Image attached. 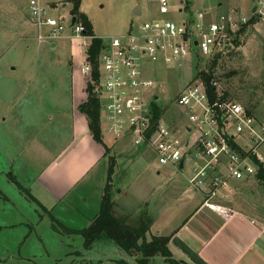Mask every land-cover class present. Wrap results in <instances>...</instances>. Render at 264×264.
Instances as JSON below:
<instances>
[{
	"label": "rangeland",
	"instance_id": "obj_1",
	"mask_svg": "<svg viewBox=\"0 0 264 264\" xmlns=\"http://www.w3.org/2000/svg\"><path fill=\"white\" fill-rule=\"evenodd\" d=\"M157 1L82 0L81 9L92 22L96 36L106 41L109 37L123 34L132 25L143 24L149 16L163 17L183 24L185 21L194 19L198 11L205 13V21H213L218 15H226L232 9H238L251 19L256 2V0H189L188 2L169 0L168 12L162 15ZM136 6L142 8V15L134 14ZM72 8L73 5H68L59 8L57 12L50 7V11L59 17L66 15L65 21H68ZM243 28L245 30L241 33L238 43L227 47L219 56L215 68L212 69L216 82L214 83L220 93L244 104L250 111L263 117L264 22L255 20L254 23H249ZM36 33L37 29L29 22L28 0H0V86L1 77L6 74H31L40 77L65 76L71 72L73 74L74 68L79 69L82 57L80 39L71 37L57 39L55 40L57 48L52 49L48 44H39L35 36H30ZM86 41L90 43L91 39L87 38ZM214 57L213 54L199 53L186 61L181 60L173 65L146 64L145 75L156 85L153 91L154 95L159 97L156 105L160 110V118L176 131V137L180 143L193 135L186 130L189 114L175 103V98L189 83L197 79L205 82L196 76L199 72L210 73ZM72 63L74 68L71 66ZM13 66H18V71H13ZM35 83L45 89H49L45 86L55 85L53 80L41 81V78ZM102 126V134L107 143H114L118 140L127 146L126 150L108 151L107 171L105 173L104 170H97V179L91 188L92 191L95 190L94 192L98 193L102 182L105 189L107 186L110 187L111 197L115 203L114 214L119 219L124 220L128 225L137 227L143 218L148 217L152 220L155 217L166 227L182 222L194 211L200 196L193 195L192 192L184 193V190L189 187V179L195 172L197 164L194 159L187 158L183 169L161 165L158 173V170L153 167L155 163H158V156L155 153L151 150L143 153V146L136 145L133 136L129 134L121 137L113 135L108 131L105 120ZM67 130L54 129L50 138L45 137L47 139L44 141L49 143L58 139L60 142L68 140L70 138L67 136ZM34 132L39 134L37 130ZM6 133L7 130L0 127V134ZM16 136L21 141V135ZM3 138L6 139L5 136ZM262 156L264 158V149ZM6 166V163L0 164V188L8 198L3 197L4 200H0L2 201L0 218L3 217V221L8 222L14 220L31 222L33 225L29 224V228L34 232L26 240L23 248L20 240L24 233L21 237L20 234L27 231L26 228L19 225L15 231L7 229L0 232V245L6 241L5 244L8 246L6 252L0 247L1 255H14V257H6L4 264H72L71 261L75 257H67L68 250L64 248L66 242L74 246V255L78 254L75 252L77 250L83 253V257L75 258V264H91V259L96 261L93 264H119L118 262L137 264L139 256H131L111 240H98L94 243L93 249L88 251L84 248L83 236L77 235L73 242L67 235L55 234L54 229L49 226L51 216L49 218L45 211L35 208L34 204L29 201L26 203L25 199L19 196L20 190L14 184L15 182L9 181L3 172ZM111 170H113L112 173ZM104 177L105 179H102ZM232 191L233 193L227 198L231 204L264 216V183L252 177L246 181L233 183ZM97 193L92 192V195H97ZM2 205H5V208ZM54 214L58 215V211L55 210ZM59 216L63 218L66 225L77 229L86 228L83 217L77 211L74 214L73 209L64 211ZM57 227L63 233L67 230L59 223ZM58 235L59 238H57ZM41 247L43 249L46 247L48 252L41 250ZM26 255L32 260L18 259ZM180 255L179 252L177 256L180 257ZM56 257L60 260L58 261ZM150 264H164V262L162 258L157 257Z\"/></svg>",
	"mask_w": 264,
	"mask_h": 264
},
{
	"label": "built area",
	"instance_id": "obj_2",
	"mask_svg": "<svg viewBox=\"0 0 264 264\" xmlns=\"http://www.w3.org/2000/svg\"><path fill=\"white\" fill-rule=\"evenodd\" d=\"M157 2L160 13L166 14L169 0ZM28 5L29 21L37 29L40 44L68 35L81 40L86 56L82 71L92 79L93 64L87 50L98 37L88 33L75 15L65 21L66 16L51 13L44 0H28ZM195 16L183 24L149 16L123 34L106 41L101 38L98 97L108 131L117 137L129 134L136 145L152 149L158 166L181 169L183 160L194 159L197 165L188 192L201 195L203 206L228 218L235 210L223 200L228 198L232 183L255 177L264 166V116L234 99L222 98L219 89V96L212 101L207 84L197 79L175 98L189 114L186 130L193 135L180 143L176 131L162 118H155L154 104L159 97L154 95L156 85L145 75V68L147 63L173 65L195 54L224 52L244 26L255 20L264 22V0H256L251 19L238 9L213 21H205L201 11Z\"/></svg>",
	"mask_w": 264,
	"mask_h": 264
},
{
	"label": "crops",
	"instance_id": "obj_3",
	"mask_svg": "<svg viewBox=\"0 0 264 264\" xmlns=\"http://www.w3.org/2000/svg\"><path fill=\"white\" fill-rule=\"evenodd\" d=\"M44 3L49 8H54L55 11L73 5L70 0H44ZM71 11L69 15H72ZM81 11L83 10L81 9ZM30 36H35L37 39V33ZM64 39L66 38L64 37ZM48 45L52 49L57 48L56 41ZM81 52L79 69L74 68L73 63L71 65L74 68L73 74L71 72L65 76L40 77L31 74L11 73L1 77L0 86V127L7 130L6 134H0V164H7L3 172L9 181L15 182L14 184L20 190L19 196L21 195L26 203L31 202L35 208L45 211L49 218L51 216L49 226L54 229V233L67 235L73 242L77 235H81L76 231L81 229L66 225L59 215L73 209L74 214L77 211L83 217L85 227L91 224L100 212L101 199L105 189L102 182L101 190L98 193L94 192L95 190L92 191L91 185H94L97 179L96 172L101 169L106 173L108 151L126 150L127 146L118 140L114 143H107L103 134L102 142H99L90 130L88 117L82 111L81 106L88 101V86L90 83H94V80L89 79L88 75L82 71V64L86 60L83 46ZM12 70L18 71V66H13ZM40 78L41 81L53 80L55 84L53 87H45L54 89L50 91L41 85H35V82H39ZM97 86L95 92L98 94ZM100 116L102 130V111ZM57 128L59 130L68 129L67 136L70 139L61 142L58 139L49 143L44 141L47 139L45 137L50 138L49 136ZM34 130L39 131V134ZM16 135H21V141ZM146 150L155 153L149 147L143 146L142 152L146 153ZM153 167L158 170V173L160 172L158 164L155 163ZM92 192L97 195H92ZM184 193H188V190L185 189ZM232 193L231 188L229 194ZM6 196L0 188V200H4L3 197ZM199 196L200 200L195 205L194 211L182 222L164 227L163 222H159L154 217L146 234L147 240H151L153 235H171L169 247L174 257L180 252L181 255L177 258L185 261L186 264L194 263L172 243L175 235L180 236L197 250L209 264H264V216L237 207L224 199L223 202L235 210L232 216L224 218L203 206L202 196ZM1 202L0 204H2ZM2 207L5 208V205ZM55 210L58 211V215L54 214ZM57 223L67 229L66 232L64 230L65 233L60 231ZM29 224L33 225L31 222L23 220L3 221L2 217L0 218V232L7 229L15 231L19 225L26 228L27 231L20 234L21 237L23 233H28L27 235L23 234L20 240L23 248L26 240L34 232L29 228ZM5 243L6 241L0 247L6 252L8 246ZM64 245V248L68 250L67 257H83V253L78 250L75 251L78 254H73L74 246L71 243L66 242ZM93 247L94 244L87 249L84 240L85 250L90 251ZM41 250L48 252L46 247L44 249L41 247ZM6 257H14V255H1L0 264H4ZM157 257L162 258L164 264H168L161 256L152 258L148 264ZM75 258L71 261L72 264H75ZM18 259L32 260L27 255L20 256ZM56 259L60 260L57 257ZM90 261L91 264L96 262L93 259Z\"/></svg>",
	"mask_w": 264,
	"mask_h": 264
},
{
	"label": "trees",
	"instance_id": "obj_4",
	"mask_svg": "<svg viewBox=\"0 0 264 264\" xmlns=\"http://www.w3.org/2000/svg\"><path fill=\"white\" fill-rule=\"evenodd\" d=\"M73 4L72 14L75 15L85 25L88 33L94 35L93 24L87 17V14L81 11L82 0H70ZM189 1V0H185ZM245 30L242 28L237 35L234 43H238L241 33ZM102 39L95 38L92 41L91 46L87 50L90 55L93 64L92 79L94 83H90L88 86L89 99L81 106L82 111L87 115L89 120V127L94 138L102 142V130H101V116L102 111L101 103L98 94L95 92V88L99 82V70H98V56L102 47ZM222 53L213 54L214 60L212 66H210V73L199 72L196 78H202L207 84V89L211 100H216L218 95L216 82L214 79V73L212 71L217 64V60ZM215 82V83H214ZM222 98L233 99L223 94ZM155 118L160 117L159 107L154 104ZM113 170H111V173ZM261 183H264V166L260 167L258 173L255 176ZM114 200L111 197L110 187L107 186L101 199V208L97 217L86 228L76 231L81 234L85 240V247L91 248L93 244L98 240H111L123 250H125L131 256H139L137 258V264H148L149 261L156 257L161 256L168 264H186L182 260L174 257L169 243L172 238L171 235H153L151 240H147V232L153 222L148 217L141 220L139 226L133 227L128 225L124 220L119 219L114 214Z\"/></svg>",
	"mask_w": 264,
	"mask_h": 264
},
{
	"label": "water",
	"instance_id": "obj_5",
	"mask_svg": "<svg viewBox=\"0 0 264 264\" xmlns=\"http://www.w3.org/2000/svg\"><path fill=\"white\" fill-rule=\"evenodd\" d=\"M134 14L141 15L142 9L140 6H137L134 9ZM76 21V17H73L72 22ZM196 44H198L196 42ZM185 160L181 163V168L184 167ZM172 243L182 252L184 253L194 264H209L208 261L193 247H191L186 241H184L180 236L175 235L172 239ZM186 263L185 261H183Z\"/></svg>",
	"mask_w": 264,
	"mask_h": 264
}]
</instances>
